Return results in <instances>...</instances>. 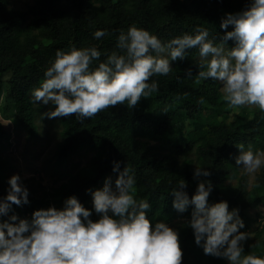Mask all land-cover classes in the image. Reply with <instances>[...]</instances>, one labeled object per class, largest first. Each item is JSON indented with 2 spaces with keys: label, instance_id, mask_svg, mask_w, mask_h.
Returning a JSON list of instances; mask_svg holds the SVG:
<instances>
[{
  "label": "trees",
  "instance_id": "trees-1",
  "mask_svg": "<svg viewBox=\"0 0 264 264\" xmlns=\"http://www.w3.org/2000/svg\"><path fill=\"white\" fill-rule=\"evenodd\" d=\"M251 3L252 0H32L24 11L11 7L9 0H0L2 111L11 107L15 124L36 136L38 125L31 93L45 80L57 50L95 47L101 53L92 65L95 68L112 53L124 54L117 47V39L121 31L126 33L133 25L157 36L164 44L184 34L195 35L197 28H203L209 33L208 39L218 44L225 34L220 24L226 14L246 10ZM98 30L106 32L99 39L94 36ZM233 46L234 41H227L226 47ZM198 64V49L187 50L184 60L171 62L168 75H154L149 80L157 84V90L142 97L133 109L125 103L90 119L58 117L62 138L55 150L56 165L66 166L74 158L88 154L90 157L76 170L60 171L64 180L50 190L44 188L41 194L40 189L23 185L29 191V203L13 204L8 216L0 219L8 220L15 214L31 221L34 211L54 206L62 209L64 201L75 196L92 211L90 218L95 221L99 216L88 190L102 188L106 175L115 187L118 173L113 167L118 162L121 171L127 166L134 173V198L150 204L147 217L153 226L157 222L170 225L180 216L190 220L194 206L184 213L177 212L171 192L184 180V191L191 199L198 183L208 180L213 186L208 203L226 201L229 211L238 209L244 223L241 232H246L250 227L247 210L264 206V166L249 187L248 176L239 172L235 157L240 144L245 150L251 146L254 152L264 151V112L259 108L230 107L219 81H198ZM187 69L192 70L191 77L186 75ZM3 114L0 113V147L9 139L3 123L9 114ZM3 167L0 159V199L7 196L10 188ZM196 167L206 168L211 175L195 178ZM179 237L182 264H228L224 258L205 255L195 243L189 225L179 229ZM248 252L264 258V242L243 246L242 257Z\"/></svg>",
  "mask_w": 264,
  "mask_h": 264
},
{
  "label": "clouds",
  "instance_id": "clouds-1",
  "mask_svg": "<svg viewBox=\"0 0 264 264\" xmlns=\"http://www.w3.org/2000/svg\"><path fill=\"white\" fill-rule=\"evenodd\" d=\"M220 27L225 34L218 44L208 39L203 28L164 44L133 25L117 39L124 54L112 53L95 68L92 65L101 56L95 47L57 50L45 80L32 91V101L54 106L42 114L49 119L73 115L90 119L125 103L133 109L142 97L157 90L155 82L149 83L154 75H168L171 62L184 60L187 50L197 48L200 80L221 82L230 107L256 106L264 112V0H252L246 10L226 14ZM105 34L98 30L94 36L99 39ZM229 40L234 47H226ZM186 75L191 77L192 70L187 69ZM237 147L235 164L246 174L253 175L264 166V151L254 152L251 146L245 150L243 144ZM113 171L118 173L115 189L112 178L106 177L102 188L88 190L99 216L95 221L90 218L92 211L75 196L68 197L62 209L34 211L31 221L15 214L0 219V264H182L178 231L165 222L152 225L147 217L150 204L134 198L130 168L121 171L115 162ZM210 175L206 168L196 167L194 172L195 178ZM8 183V194L0 199V218L8 216L13 204L29 203V191L18 174ZM186 187L183 180L171 192L173 208L184 213L194 206L187 224L205 255L225 258L229 264H264V258L255 255L242 257L241 242L249 237L239 231L244 223L238 209L229 211L226 201L208 203L210 181H200L191 199Z\"/></svg>",
  "mask_w": 264,
  "mask_h": 264
},
{
  "label": "rangeland",
  "instance_id": "rangeland-1",
  "mask_svg": "<svg viewBox=\"0 0 264 264\" xmlns=\"http://www.w3.org/2000/svg\"><path fill=\"white\" fill-rule=\"evenodd\" d=\"M10 6L26 11L28 5L32 3V0H9ZM234 47V46H233ZM198 81L200 80L197 78ZM220 89L222 91V84L220 82ZM0 96V103L2 104ZM32 97V93H31ZM0 105V113H8L9 118L3 119V123L9 133V139L0 147V159L4 161V172L9 181L10 177L18 174L21 177L23 185L29 184L31 187H36L41 194L42 190L52 189L54 186L59 185L64 179L60 176V171L76 170L78 167H82L86 164L88 155L82 158H74L69 161L66 166H57L55 160V150L57 144L61 141L62 125L59 118H47L42 116L43 113L53 110L52 105H43L42 103H34L36 122L38 125V133L36 136L28 135L26 131L19 128L10 114L12 108L8 107L2 111ZM246 109L258 108L256 106H244ZM239 172L246 174L242 168L239 167ZM259 172V170H258ZM257 172V173H258ZM257 173L253 175L246 174L249 180V187L252 185ZM102 179V185H104L105 178ZM235 181H232L234 183ZM40 183V186H39ZM42 185V186H41ZM115 189V187H113ZM57 209L59 207L54 206ZM250 218V227L246 229L248 238L242 241V246H252L259 242H264V206L247 210ZM187 218L180 216L175 218L169 226L176 229L179 233V229L188 226ZM242 231V228L239 229ZM247 255H253L248 252ZM225 259V258H224ZM227 260V259H225ZM229 264V261H226Z\"/></svg>",
  "mask_w": 264,
  "mask_h": 264
},
{
  "label": "bare ground",
  "instance_id": "bare-ground-1",
  "mask_svg": "<svg viewBox=\"0 0 264 264\" xmlns=\"http://www.w3.org/2000/svg\"><path fill=\"white\" fill-rule=\"evenodd\" d=\"M229 105V104H228ZM228 108V107H227ZM230 108V107H229ZM226 110V109H225ZM230 110V109H229ZM231 112H232V110H231Z\"/></svg>",
  "mask_w": 264,
  "mask_h": 264
}]
</instances>
